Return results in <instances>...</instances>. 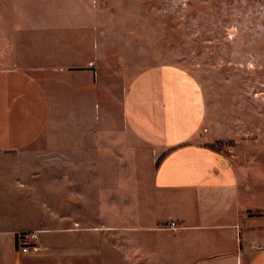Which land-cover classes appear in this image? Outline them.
<instances>
[{"label":"crops","instance_id":"crops-1","mask_svg":"<svg viewBox=\"0 0 264 264\" xmlns=\"http://www.w3.org/2000/svg\"><path fill=\"white\" fill-rule=\"evenodd\" d=\"M62 2L0 0V264H264L263 189L211 146L235 126L207 119L200 83L177 65L98 81L92 17L77 2L62 18ZM61 23L89 24L67 40L89 56L51 55ZM26 230L37 248L23 253Z\"/></svg>","mask_w":264,"mask_h":264},{"label":"rangeland","instance_id":"rangeland-1","mask_svg":"<svg viewBox=\"0 0 264 264\" xmlns=\"http://www.w3.org/2000/svg\"><path fill=\"white\" fill-rule=\"evenodd\" d=\"M77 2L85 5L102 40L95 62L98 81L124 84L141 68L161 64L180 66L197 79L207 119L237 129V137L215 146L232 156L238 167L251 170L243 181L249 192L263 189V213L253 214L263 215L264 230V0H63L58 13L75 15ZM57 25L60 38L51 55L62 64L90 55L88 51L74 55L67 42L79 32L89 37L88 23L85 30L75 24ZM48 32L51 28L39 30ZM46 41L39 48H50ZM35 55L39 62L50 54ZM129 234L125 231V240Z\"/></svg>","mask_w":264,"mask_h":264},{"label":"built area","instance_id":"built-area-1","mask_svg":"<svg viewBox=\"0 0 264 264\" xmlns=\"http://www.w3.org/2000/svg\"><path fill=\"white\" fill-rule=\"evenodd\" d=\"M16 240H17V249L19 251L23 253L33 252L37 248L38 231L35 230L19 231L16 234Z\"/></svg>","mask_w":264,"mask_h":264},{"label":"trees","instance_id":"trees-1","mask_svg":"<svg viewBox=\"0 0 264 264\" xmlns=\"http://www.w3.org/2000/svg\"><path fill=\"white\" fill-rule=\"evenodd\" d=\"M211 146L214 147V148H216L215 144H212Z\"/></svg>","mask_w":264,"mask_h":264}]
</instances>
